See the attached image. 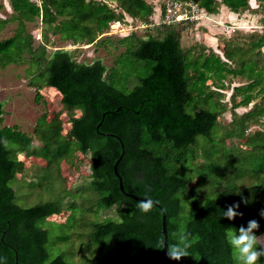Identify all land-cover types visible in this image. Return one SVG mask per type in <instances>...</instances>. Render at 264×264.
Masks as SVG:
<instances>
[{
  "label": "trees",
  "instance_id": "1",
  "mask_svg": "<svg viewBox=\"0 0 264 264\" xmlns=\"http://www.w3.org/2000/svg\"><path fill=\"white\" fill-rule=\"evenodd\" d=\"M107 1L8 0L18 26L11 38L0 41V66L15 64L28 54L34 67L29 83L37 90L54 89L62 107L80 110L79 116L68 118L65 134L59 120L44 131L46 116L39 118L34 134L43 147L31 153L46 162L48 177L52 176L50 169L59 173L60 163L75 152L89 155L90 188L98 195L92 216L113 209L115 217L94 219L85 247L105 249L108 264H161V213L155 206L146 214L140 212L136 207L139 201L120 192L113 174L120 156L116 170L124 191L155 201L165 213L167 240L176 243L185 237L190 245L188 256L179 261L165 256L166 264H240L228 243V231L255 219L259 223L256 234H264V217L260 215L264 210V130L249 138L250 150L239 157L242 173L251 177L252 184L236 192L235 187L218 183L228 165L221 164L227 160L222 140L213 139L223 109L219 104L222 95L210 86L222 91L227 76L242 77L246 83L232 89V107H245L259 98L257 106L241 119L264 116V55L260 52L264 32L251 48L257 50L255 57L247 60L246 50L240 47L193 56L192 50L181 46L182 31L176 29L183 22L156 24L163 25L159 36L136 38L129 34L121 38L118 43L124 51L110 69L99 60L77 62L68 50L47 54L42 44L33 48L25 22L40 21L72 45H94L104 41L97 38L108 32L112 23L129 16L147 25L153 12L159 17L166 3L162 0L161 8L155 9L149 0ZM188 1L209 15L218 14L220 5L232 13L251 9L249 0ZM256 2L264 8V0ZM6 23L0 19V30ZM237 61L239 67L230 68V62ZM40 99L37 92L35 102ZM3 113L0 102V264H74L64 253L50 257L49 232L42 224L67 209L69 219L57 226L64 227L76 217L77 228L84 211L76 209L73 202L65 208L56 200L28 208L15 203L10 182L22 170L17 155L32 149V138L15 126L2 128ZM200 156L209 162L195 165ZM217 156L223 158L213 160ZM194 177L197 181L191 188ZM180 194L192 198L185 214ZM236 203L240 205L236 211L243 215L233 220L224 217L222 211ZM69 237L59 239L58 244ZM257 264H264V257Z\"/></svg>",
  "mask_w": 264,
  "mask_h": 264
},
{
  "label": "rangeland",
  "instance_id": "2",
  "mask_svg": "<svg viewBox=\"0 0 264 264\" xmlns=\"http://www.w3.org/2000/svg\"><path fill=\"white\" fill-rule=\"evenodd\" d=\"M109 1L111 0L107 2L111 3ZM33 2L37 3L38 0H33ZM148 2L155 9L161 8L159 6L162 5V0H149ZM249 4L251 9L239 13H232L220 5L218 11L220 15L215 18L209 14H206L208 16L205 17L197 15L195 21H188L187 25L184 21V25H177L176 29L182 31L180 33L181 46L184 49L192 50L193 56L200 52H204V54L208 52L218 53L217 49L222 51L224 47L226 49L240 47L247 52L244 56L246 60L255 57L257 50L253 51L251 48L264 32V8L256 0H249ZM153 13V16L159 14ZM15 15L8 0H0V19L7 20L5 26L0 30V41L11 38L15 33L18 26V21L14 19ZM153 16L148 22V26L137 19L129 18V16L126 18L127 20L123 18L120 26H114L113 31L109 28L108 32L97 38H105L102 43L94 45L85 43L72 45L70 41H63L58 35H53L52 31L41 25L40 21L25 22V30L32 38L33 48H37L42 44L47 54L58 49L68 50L72 52L73 58L77 62L90 64L99 60L107 69H110L116 57L124 51L118 40L129 36V34H133L136 38H146L148 35L159 36L161 34L163 25H156L159 24V17L154 16V18ZM249 49L250 51H247ZM260 52L264 55V47H261ZM256 58L262 59V57ZM239 65L240 62L237 61L230 62L229 66L230 68H238ZM33 71L34 67L29 62L28 54H24L23 58L15 64L0 66V102L3 103L4 112L1 116V127L15 126L19 131L32 138L30 143L32 149L17 155V159L22 162V170L15 173L14 180L10 182V186L15 192V203L23 208H28L44 201L56 200L60 201L65 208H68L67 206L73 202L76 209L79 208L84 211L77 228L78 220H76V217L71 218L64 227L57 226L63 225L67 218L69 219L71 213L67 209H64L60 215L49 217L46 223L42 224L43 228L49 232L47 249L50 257L53 258L60 253H64L66 258H70L74 264H108L109 258L105 249L100 250L96 247L87 249L85 247L88 243L89 226L94 219L100 221L105 217H115L113 209L100 211L97 218L92 216L98 195L90 188L89 155L75 152L68 161L60 163L59 173L54 172V169H50L52 176L49 177H51V181H47L49 177L46 162L37 159L31 153L35 148L43 147V141L39 140L34 134L35 125L39 118L43 115L46 116L43 126L44 131L48 126L59 120L62 124V132L65 134L68 129V118L71 114L74 116L80 115L79 109L70 111L62 107L59 103L60 96L54 89L43 87L37 90L35 84L31 85L29 82ZM244 83H246V80L242 77L227 76L222 91L210 86V90L217 91L222 95L219 104L222 105L223 109L216 119L213 128V139L215 141L222 140L227 160L221 162V164L228 165L225 171H221V176L217 179V182L224 186L231 185V187H235L236 192L252 184L251 177L242 173L244 167L241 164V158L251 148L249 138L264 130V116L252 118L248 121L241 119L257 106L260 101L259 98L245 107H232L233 103L230 99L232 89ZM37 92L41 96L39 102H35ZM239 99L240 97H237L236 102ZM218 156L214 157L213 160L223 158ZM208 162L202 156L194 160L195 165ZM52 181L55 182L52 183ZM196 181L197 177H194L189 187H195ZM72 195H75V198H72ZM180 198L183 207L182 213L185 214L192 198L184 194H180ZM76 214L80 215L79 213ZM235 229L238 230V228ZM69 235V240L63 244H58L59 239ZM233 254L235 259L238 260L235 249ZM238 263H240L239 260Z\"/></svg>",
  "mask_w": 264,
  "mask_h": 264
},
{
  "label": "clouds",
  "instance_id": "3",
  "mask_svg": "<svg viewBox=\"0 0 264 264\" xmlns=\"http://www.w3.org/2000/svg\"><path fill=\"white\" fill-rule=\"evenodd\" d=\"M154 204L155 201L146 197L140 200L136 207L140 212L146 214L152 210ZM239 206V203L228 206L226 211H222L223 216L229 220L235 219L238 215L242 216V213L236 211ZM260 215L264 217V210L260 212ZM258 229L259 223L253 219L248 221L246 226L241 225L238 230L232 228L229 231L228 243L236 250L240 264H257L260 258L264 257V235H257L256 231ZM185 239V237H181L176 243L169 242L166 239L159 242L169 260L179 261L189 255L188 248L190 245L185 242Z\"/></svg>",
  "mask_w": 264,
  "mask_h": 264
},
{
  "label": "built area",
  "instance_id": "4",
  "mask_svg": "<svg viewBox=\"0 0 264 264\" xmlns=\"http://www.w3.org/2000/svg\"><path fill=\"white\" fill-rule=\"evenodd\" d=\"M158 23L174 24L184 21H195L197 15L201 17L208 16L203 10H200L192 2L188 0H168L165 7L160 12ZM114 26H120L119 22H114L110 25L113 31Z\"/></svg>",
  "mask_w": 264,
  "mask_h": 264
},
{
  "label": "water",
  "instance_id": "5",
  "mask_svg": "<svg viewBox=\"0 0 264 264\" xmlns=\"http://www.w3.org/2000/svg\"><path fill=\"white\" fill-rule=\"evenodd\" d=\"M122 151H123V147H122ZM121 159V156L116 160L114 166H113V174L115 175V177L117 178L118 180V186H119V190L120 192L128 197V198H132L134 200H137V201H140L142 199H145V198H139V197H136L132 194H128L124 191L123 189V185H122V179L121 177L119 176V174L117 173V164L119 163ZM155 207H157L161 213V234H162V237L163 239H166L167 240V232H166V217H165V213L164 211L162 210V208L158 205V204H154ZM168 241V240H167ZM160 260H161V264H166V260H165V253H164V249L163 247L161 248V253H160Z\"/></svg>",
  "mask_w": 264,
  "mask_h": 264
},
{
  "label": "crops",
  "instance_id": "6",
  "mask_svg": "<svg viewBox=\"0 0 264 264\" xmlns=\"http://www.w3.org/2000/svg\"><path fill=\"white\" fill-rule=\"evenodd\" d=\"M218 15H220V14H216V15H211L213 18H215V17H217Z\"/></svg>",
  "mask_w": 264,
  "mask_h": 264
}]
</instances>
